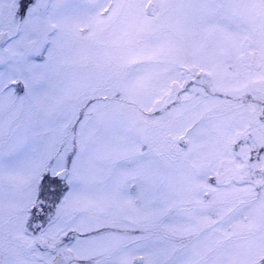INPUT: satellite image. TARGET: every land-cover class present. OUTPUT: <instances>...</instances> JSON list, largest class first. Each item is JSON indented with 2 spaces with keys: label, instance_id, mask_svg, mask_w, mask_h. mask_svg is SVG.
Instances as JSON below:
<instances>
[{
  "label": "snow or ice",
  "instance_id": "1",
  "mask_svg": "<svg viewBox=\"0 0 264 264\" xmlns=\"http://www.w3.org/2000/svg\"><path fill=\"white\" fill-rule=\"evenodd\" d=\"M0 264H264V0H0Z\"/></svg>",
  "mask_w": 264,
  "mask_h": 264
}]
</instances>
